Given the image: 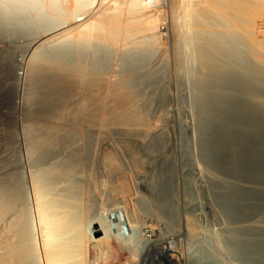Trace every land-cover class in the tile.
<instances>
[{
	"label": "bare ground",
	"instance_id": "6f19581e",
	"mask_svg": "<svg viewBox=\"0 0 264 264\" xmlns=\"http://www.w3.org/2000/svg\"><path fill=\"white\" fill-rule=\"evenodd\" d=\"M172 1L173 3L175 2L176 5H179V6L175 5L176 8L177 7L179 8H177V11H176L175 10L176 8L173 5V7L175 8L174 9L175 11L173 12V15L171 16L172 24H169V21H168L169 18L167 19L168 16H166V18L163 17L160 11L162 10L163 6H166L168 4V0H0V44H4V45L9 44L8 46L12 47L11 45L14 44L12 43V41L14 40V37L16 38L17 37L18 38L27 37V40L26 39L24 40L28 41V44L26 46L27 49L25 47L26 55H28L27 56L28 61L25 62V58L22 57L18 53V51L14 55L15 56V60H14L15 61V76L14 77L19 82L20 87L24 84L26 80V74H29L30 65H36L38 63H46L48 66V69L53 74H78V75L83 74L82 76H84V74H87L88 75L87 77L92 76V79H91L92 81L93 79H96L94 76L98 74L100 75L102 74L103 76L102 75L101 76L104 77L105 80H106V75L111 74L110 78H108L110 79V81L108 79L107 80L112 84V87H111V84L106 85L109 88L111 87L110 89H108V91L111 92L112 91L111 89H115V87H118L119 90L120 89H122V91L125 90L124 91L125 93L123 92L124 94H122L121 90L119 91L118 89H117L118 92H121V93L114 91L117 94H114V92L110 94L106 91L107 94L111 96L106 101L111 99L112 96H115V95L117 96L118 94L120 95L122 94L120 96L121 98H118L120 99L119 101H121V99L122 101L125 100L128 97V95L131 96L129 98H133L134 94L133 95L129 94V89L131 90V88L128 87L129 84L126 81L127 78L124 79L122 75L132 74L135 70L137 71L138 67H135V66L139 64L141 60L143 59H151L150 55L154 53L155 50H158L157 47L161 49L163 55L165 56L164 59L167 58L168 61L171 59V56H172V55L170 56V54H172L171 52H173V55L175 54L177 56V59H174L176 61L178 60L180 56H182L184 62L187 65V74L188 73L194 74V76L195 74H201V73L204 75L208 73L218 74L220 73L219 71H225L227 73L229 69L228 66L230 64L228 63L227 65H225V63H227L225 62V59H227L228 57L231 58L232 55L233 57L231 60H235L233 62L236 63L238 65L236 66L240 68L241 67L240 65H242L240 64V62L243 63V58L245 57V54L244 55H240V54H241V51L242 53H244L243 48L245 45L248 44V42H249V45H247L248 51L245 49L244 50L247 52H250L253 58V59L251 58V61L253 60L252 62H254V64L255 62L264 63V58H260L259 56V54H264V36H263L264 31H262L263 34L261 35L260 32H257L258 30L256 31L254 29L256 25L258 24V22L264 16V0H183L182 3H180L181 1L179 0H178L179 3L177 0H172ZM162 12L164 13L167 11H162ZM175 22L176 24H178L176 29H175V24H174ZM263 25L261 28H264ZM261 28L259 29L260 31L262 30ZM140 38L141 40H139ZM244 42H247V43H244ZM16 49L17 48H15V50ZM239 51H240V54L239 53L235 54V52H239ZM11 52H14V51H11ZM230 52L232 55L229 54ZM242 56L244 57L242 58ZM246 62L248 63L247 65L249 64L253 65V63H249L247 61V58H246ZM230 63L232 64V61ZM244 64H245V61H244ZM212 70L213 71L216 70L218 72L214 73ZM236 70H238V68ZM194 76H192V78H194ZM79 78H81V76ZM98 79L99 78H97V80ZM122 80L124 82H122ZM211 80L212 79L210 78V81ZM98 81H100V79ZM108 81H105L103 83L106 84V82L108 83ZM125 81L127 82L126 85H125ZM205 81L206 82L209 81V78L206 77ZM57 83H59L58 80H57ZM85 83L86 82H84V84ZM119 83L120 84L122 83V84L120 85ZM204 84L206 85V83ZM113 85L114 86L116 85V86L114 87ZM117 85H119L120 88ZM121 86L123 87L125 86V87L122 88ZM126 86L128 88L127 89L128 92L125 89ZM126 92L128 93V95L126 94ZM131 92L132 91H130V93ZM137 92L135 91V93ZM138 93L135 94V96L137 95L138 97ZM189 93H190V96H188V98L191 101V90L188 92V94ZM194 93H196L195 90H194ZM194 93H192V95ZM125 94L127 97L125 96ZM173 95L174 94L169 95L168 100L169 99L171 100ZM122 97H124L125 99ZM114 99L116 101L117 97H114ZM138 99L140 101V98ZM127 100L130 101V103H127L129 105L126 104L128 107H130L131 101L132 103L135 101V100L133 101L132 99L131 100L127 99ZM112 101L111 102L108 101V102H110V104L114 107V105L112 104L114 101L113 102ZM126 101L123 103H126ZM182 101L184 102L185 100H182ZM87 102L84 103L83 101L85 105ZM143 102L144 100L141 102L142 105H143ZM119 103L117 101L116 103L114 102V104H117V105ZM134 104L135 103H133L131 107L134 106ZM182 105L183 107L180 105L182 108H177L175 111L170 110L171 112H173V114L171 112L170 114L168 113V117L166 118L169 124L173 125L174 123H176L179 125V128L181 129V131L184 132L183 135L186 133L184 137L191 138V130H192V133H194V130H197V129L200 130V129L199 128L196 129L195 123L194 124L192 123L193 126H191V104L189 105V102H188V106H190L189 109L186 108L187 107L186 105L184 104ZM108 106L110 105H107V108ZM135 107H137V105L134 106V108ZM105 108L106 106L104 107V109ZM116 108H118V106H116ZM17 109L18 108L15 109L16 112H17ZM83 109L84 108H82V110ZM119 110L117 112H119ZM136 110H137L136 113H138V110L140 111V108ZM65 113L66 112H64V115ZM23 115H26V113H24ZM103 115H104V112H103ZM141 115H143V113ZM76 116L77 114L75 115V117ZM108 116L109 115H107L106 117ZM99 117L101 118V116ZM106 117L104 119L109 121L110 118L106 119ZM134 117H135V114H134ZM39 118L40 117L38 116L37 119ZM201 118L198 119L199 120L198 122H200ZM134 120H136V118ZM57 122H60V121H57ZM103 122L104 121H102V123ZM59 124H61V122ZM197 125H199V123ZM203 125L200 124V126L204 128ZM31 126H34V125H31ZM47 126L49 125L47 124ZM202 127H200L201 130H204V129L207 130L208 128L206 126L207 128L202 129ZM206 130L204 131L209 134L208 130L207 131ZM81 131L83 133V130ZM46 132H49V130H47ZM50 132H52V130ZM199 132H201L200 134H198L199 137H201L202 134L205 135L202 138L206 137V134H204L205 132L204 133H202V131H199ZM62 133L63 132H61V134ZM25 134H22L20 132L18 133V135H16V138H14L12 141H9L11 139H9L8 141L3 139V141L0 143V159L3 164V167L5 168L4 170H6L5 175L4 174L3 175L6 176L7 174L8 180L10 182L9 184L7 183L9 185V186L7 185L9 189L8 191H6V195L3 196L1 194L3 197L0 199V228H1L0 229V264H118L119 260L124 256L130 261L137 260L141 256L143 252V247H144V239L142 235L144 231L147 230L151 234H154V232L156 233V230H154L152 226H149L148 223L140 222L139 215L144 214L145 216L148 215L149 217H156L160 221H165L169 227L174 228L173 225H175V221L171 218L169 214L170 213L169 210L172 208V206H170L169 204L170 200L173 199L172 192L169 191L170 189L168 190L167 188L162 187L161 184H159V182L155 181L156 177L152 178V180L148 179L149 181L145 180L147 177L143 180L141 178L140 180L139 176H137L138 172H137V175L135 176L133 171L130 169L132 165L131 167L129 166L130 163L129 164L127 163L129 161L128 160L126 163L128 164L130 168L128 166L126 167L123 162L122 163L124 165L122 164L119 165L117 163L103 165L102 169H100V172L102 170V173L106 174L108 178L107 180L105 179L102 183L95 184L96 181H93V180L91 181L95 183H92V184L89 183L90 182L89 180H88L89 182H84L85 180L80 181V182H76L77 181L76 180L75 182H72L71 181L73 179V176H72L71 177L72 179L69 180V183L71 181V184L68 183L66 185L64 184L65 183L64 181L63 183H61L62 182L61 181L59 183L64 184V185L58 184L55 186L53 182L54 184L53 186L51 183L52 176L58 173L63 167H66L67 165L71 166V164H69L70 159H68V157L70 158L71 154H69L68 152H63V153L59 152L60 154L56 156L53 154V156H51L52 149L50 150L51 152H49L48 148H44L45 143L43 144L44 146L40 143L37 144V142L35 144L34 142L30 141L31 139L30 140L27 139V136ZM187 134L190 135V137ZM208 134L207 136H209ZM83 136H84V133H83ZM69 137H70V134H69ZM188 138H187V141H188ZM56 139H58L57 136H56ZM92 139L95 141L94 138ZM96 139H100V138L97 137ZM83 140L85 139L83 138L82 141ZM88 140H90V138ZM93 140L92 142L91 140L89 141L91 142L90 145L93 143ZM202 140L205 141L206 139H201V141ZM45 141L48 142L47 140ZM78 143H82V142H78ZM64 144L67 145L68 143H64ZM100 144L101 142H99V145ZM141 144L142 145L139 146V144L136 143V145L142 149L143 154L145 152V150L143 151V148L146 149L147 152H145V157L147 156V153H148V156H150L149 158H151L152 160H153V156L156 158L158 148L156 147L155 142L151 140L146 144H143V143ZM164 144L165 145L167 144V147L168 145L170 146L172 145L174 149L176 147L175 146L176 143L174 139H171L170 137L166 138V141H164ZM48 145H49V142H48ZM93 145L94 144L90 146L89 148L90 151L88 152V155H90ZM70 146L71 145H69V147ZM82 146L84 145L80 146L83 149ZM55 148L53 150H56ZM123 148H125V146ZM84 149L83 151L82 150L79 151L80 153L82 152L83 154L82 153L80 154L79 152L78 153L75 152V153L80 154V156L84 155ZM89 149H87V151ZM95 149H98V148L95 147ZM95 149L92 151L98 154V152L95 151ZM109 151H112V150H109ZM102 154L106 155L108 154V151L104 150ZM117 154L119 156L120 153L117 152ZM120 155L123 157L126 156L125 153L123 152H121ZM90 156L92 158V155ZM100 156L101 155H98V157ZM76 157H79V156L76 155ZM94 157H95V154L93 158ZM79 158L82 159V156ZM93 158H92V163L90 164L94 163L93 161H95L94 160L95 158L94 159ZM183 158H186V157H183ZM189 158H190V155H189ZM78 159H77V162H78ZM73 160H70V161L74 162ZM81 161H82V164L85 163L84 158ZM86 162L88 163L89 161H86ZM153 163L156 168H159V162L157 160H153ZM76 164L77 163H75V165ZM196 166H194L195 170L196 171L200 170V172L204 174V172L201 171L202 166L200 167V163L197 167ZM73 167H75L74 164H73ZM73 167L71 166V168ZM89 167L90 169L88 168L89 170L87 172L88 174L90 171L92 173V169H94L92 168V165H90ZM79 168H76L75 170L77 171V169ZM96 168L98 167L96 166ZM2 169L1 171H3ZM75 170L73 171L71 170V172H74ZM81 171L82 169L78 172L81 173ZM66 172L68 173L69 170ZM202 173L197 172L196 175L201 176ZM165 174L166 172L163 171L162 169L160 178L163 179ZM68 175L70 177L71 174L69 173L67 174V176ZM90 175H88V178L92 177ZM100 176L103 178V175H100ZM54 177H57V176H54ZM168 177H169V174H168ZM64 179H67V178H64ZM83 179H85V175ZM141 188L146 189L151 194L152 200L146 197L147 195L144 196L145 194L143 195L142 193L141 195L143 196H139L137 198V202H136L137 204H133L131 202L132 199H129L128 195L131 190L135 189L139 191V189ZM141 192L142 191L140 190L139 193ZM117 197H123L122 200L124 201V205L119 206L118 203H114L115 207L111 209H108V208L106 209L107 206L106 207L103 206V204L106 202H114L117 199ZM255 219L258 220V218H255ZM114 221H117V222L115 223ZM225 224L226 223L224 222V225ZM225 226L223 228H225L226 231H230V232L233 231L232 228L226 229ZM158 231H160L159 235L157 236L159 240L166 241L167 243L171 245L173 253L177 254L180 257L182 264H220L221 262L220 257H217L218 255H216V251L218 250L214 249L215 250L214 252L212 248L211 249L204 248L206 246L203 247V244H205L202 242L203 240L201 239L200 241L199 237H198L199 239L196 238L193 232L189 233L186 236L187 246L185 249H183L181 245L178 247V243L176 241L177 235L171 236L169 234L170 229H168L167 233H165V231L163 232L162 229L161 230L159 229ZM191 234L193 235V237ZM221 234L219 232L218 236H221ZM228 236L230 235L228 234ZM228 238L233 239V236L228 237ZM254 238L252 239L254 240ZM214 239L215 240L217 239L216 236ZM219 239L222 241L221 237L218 238L217 240L220 241ZM215 240L213 241L215 242ZM234 240H235V237H234ZM201 242L203 243L202 245H200ZM234 242L235 241H233V243ZM239 242H241V240ZM215 243H218V242H215ZM230 245H232V242ZM233 245L235 246V244ZM218 248H221V247H218ZM242 248H245V247H242ZM234 249L237 250L236 248ZM246 251H248L247 248H246ZM251 252L248 251V254ZM240 254H239V257L241 256ZM242 254L245 255L244 251ZM121 255L123 256L120 258ZM219 255H221V253ZM245 257H247V255ZM242 258L243 257H241V259ZM262 258H264V255ZM252 259L253 260L255 259V261H253ZM224 261H225V258H224ZM248 262H249L248 264H258V259L257 257L255 258L254 255H252L251 253V256H249ZM222 263L225 264V262H222Z\"/></svg>",
	"mask_w": 264,
	"mask_h": 264
},
{
	"label": "rangeland",
	"instance_id": "374dc122",
	"mask_svg": "<svg viewBox=\"0 0 264 264\" xmlns=\"http://www.w3.org/2000/svg\"><path fill=\"white\" fill-rule=\"evenodd\" d=\"M179 1H181L180 3H182L183 0H179ZM179 1H178V3H179ZM168 4L166 6H163L162 10H160V11H161L163 17L166 18V16H168L167 19L169 18V20H168L169 24H172V22H171L172 17L171 16L173 15V12L175 10L177 11V8H179V7L176 8V6H179V5H176L175 2L173 3L172 0H168ZM173 5L176 9L173 7ZM164 8H165V10H164ZM162 11H167V12L163 13ZM263 17L258 22V24H257L258 26L256 25V27L254 28L256 31L258 30L257 32H260L261 35L263 34L262 31H264V28H261L262 25L264 24V18ZM174 24H175V29H176L178 24H176V22ZM263 27H264V25H263ZM260 28L262 29L261 31L259 30ZM263 36H264V34H263ZM24 39L27 40V37H20V38L14 37V40L12 38V40H13L12 43H14V44L11 43L12 47H9L8 46L9 44H7V45L6 44L5 45L0 44L1 45L0 46V52H1V54H0V140L1 141H0V143L3 141V139L7 140V141L9 139H11L9 141H12L14 138H16V135H18V133L21 132L22 134L26 133L25 135L27 136V139H29V140L31 139L30 141L34 142L35 144H36V142H37V144L40 143L42 145L45 143L46 147L44 145L43 146H44V148H48L49 152L52 151L51 156H53V154L56 156V155L60 154L59 152H61V153L68 152L69 154H71L70 158L68 157V159H70V160L74 159L73 160L74 162L76 160L75 163H77V164L75 165L74 162L69 160V164H71L72 167L74 164V166H75V167H73L74 169L71 168L70 165H67L66 167H63L58 173H56L58 175L54 174L51 178V183L53 186H54V184H55V186L58 184H60V185L66 184L67 185L69 183V180L72 179L71 178L72 176H73V179L71 180L72 182H75L76 180H77L76 182H80V181L85 180L84 182L90 181L89 183L92 184V183H95V182L91 181V180H93V181H96L95 184L102 183L105 179L107 180V178H108L106 176V174L102 173V170L100 172V169H102L103 165H109L112 163H117L119 165L125 164V166L127 167L128 164L130 163L129 166L131 167V165H132L133 168L132 167L130 168L129 166L128 167L133 171L135 176L137 175V172H138L137 176H139L140 180H141V178L143 180L147 177L145 180L149 181V180H152V178L156 177L155 181L159 182V184H161L162 187L167 188L168 190L170 189L169 191L172 192L173 199H171L169 202V204H170V206H172V208L169 210V212H170L169 214H170L171 218L175 221V225H173L174 228L169 227L165 221H160L156 217H149L148 215L145 216L144 214L139 215L140 216L139 217L140 222H146V223H148L149 226H152V228L154 230H156L157 236L159 235V232H160V231H158L159 229L160 230L162 229V231L163 232L165 231V233H167L168 229H170L169 234L171 236L177 235L176 241L178 243V247L181 245L183 247V249H185L187 246L186 236L189 233L193 232V234H194V236H196V238L199 237L200 241H201V239L203 240L202 242L205 244H203L201 242L200 245L203 244V247L206 246L204 248H209V249L212 248L213 250L215 249V250L219 251V253H218V251H216V255H218L217 257H220V261H221L220 264H223L222 262H225V264H233V262H234V264L235 263H237V264H240V263L241 264H248L249 263L248 262L249 256H251V253H252V255H254L255 258L257 257L258 264H264V258H262L264 255V241H263L264 240V215H263L264 214V91H263L264 90V78H263L264 77V75H263L264 74V69H263L264 63L263 62H259V63L257 62L258 63L257 64L255 62V64H254V62H252L253 60L251 61L252 56H251L250 52H247L248 51L247 45H249V42L247 45H245L246 47L244 46V48H243L244 53H242L241 50H240L241 54H240V51L235 52V54L236 53H239L240 55L245 54V57L242 56V58L244 57L243 63H241L239 61L240 64H242V65H240L241 66L240 68L237 67L238 65L233 62L235 60H231L233 55L230 52L229 54L232 55L231 58L227 56L228 58L226 57L227 59H225V62H227V63H225V65H227L228 63L231 65V67H230V65L228 66L229 69H228L227 73L225 71H219L220 73L216 74L215 72H218V71H216V70L213 71L214 70L213 69L212 71L215 73V74L212 73L213 75L210 73L205 74V75L201 73V74H195V76H194V74H189V73L187 74V65L184 62L182 56H180L178 58V60L176 61L174 59H177V56L175 54L173 55V52H171L172 54H170V56L171 55L172 56H171V59L168 61L167 58L164 59L165 56L163 55L161 49L157 47L158 50H155L156 53L154 52L150 55L151 59H143V60H141V62L139 64H137L135 66V67H138L137 71L135 70L133 72V70H132V72H133L132 74H123V75L121 74L124 79L127 78L129 80L128 81L126 79V81L129 84V85L127 84L128 87L131 88V90L129 89V94L130 95L134 94V96H133V98H129L131 96L128 95V93H127L128 88L126 86L125 89L127 90L126 94L128 95V97L125 94V96L127 98L125 99L124 97H122L125 100L122 101V99H121V101H119L120 99H118V98H121L120 96L125 93L124 89H123L124 91H122V89H120L122 92L121 95L118 94L117 96L116 95L112 96L113 99L111 98L108 100L110 102L113 100L115 103H116V101L118 103L120 102L117 105V104H114V102L112 101L113 102L112 104L114 105V107H113L110 104V102L106 101L108 98L111 97V96H109V94H107V92L111 94L114 91L118 92L119 89H118V87H115L116 85L115 86L113 85L115 87V89H111L112 90L111 92L108 91V89H110L112 87V84L109 82L110 79H108V78H110L111 74H107V75L105 74L106 80L104 77H102L103 76L102 74H101L102 76L100 74H98L102 78H100L98 75H96V76H94L96 79H93V81H92L91 80L92 76L87 77L88 76L87 74H84V76L86 75L85 77L82 76L83 74H81V75L79 74L81 76V78H79L80 76L78 74H53L48 69V66L46 63H38L36 65H30L29 74H26V80H25L24 84L20 87L19 82L14 77L15 76V61H14L15 56L14 55L18 51V53L22 57L25 58V62L28 61V57H27L28 55H26V49H27L26 46L28 44V41H26ZM7 40H9V39H7ZM139 40H141V38ZM244 43H247V42H244ZM25 47H26V49H25ZM15 48H17V49L15 50ZM244 49L247 51H245ZM24 50H25V52H24ZM11 51H14V52H11ZM22 52H23V54H22ZM9 53H10V55H9ZM239 54H237V55H239ZM259 56H260V58H264V54H259ZM246 58H247V61L249 63H253V65L249 64L250 65V67H249V65H247L248 63L246 62ZM2 60H4V61H2ZM231 61H232V64L230 63ZM244 61H245L246 65L244 64ZM236 62H238V61H236ZM260 64L262 67L260 66ZM235 66H236V68H235ZM232 67L234 68V70ZM237 68H238V70H236ZM234 71H236V72H234ZM261 74H262V76H261ZM192 76H194V78H192ZM206 77L209 78V81H207V82L205 81ZM85 78L86 79L89 78V79L86 80ZM97 78H99L100 81H98L99 79L97 80ZM210 78L212 79L211 81H210ZM193 79L194 80L196 79L195 82ZM57 80L59 83H57ZM80 80H82V81H80ZM103 80L108 81V83L106 82V84H104L103 82H105V81H103ZM136 80H138V81H136ZM126 81H125V85L127 83ZM82 82H83V84H82ZM84 82H86V83L84 84ZM122 82H124V81L122 80ZM204 83H206V85ZM109 84H111L110 88L106 86ZM34 85H35V87H34ZM86 85H88V86H86ZM123 85H124V83H123ZM117 86H119V85H117ZM121 87L124 88L125 86L124 87L121 86ZM119 88H120V86H119ZM19 89H20V91H19ZM190 90H191V101L188 98V96H190V93L188 94V92ZM194 90L196 93H194ZM130 91H132V92L130 93ZM135 91L136 92L138 91L140 93L139 94L137 92L138 97H137V95L135 96V94H137V93H135ZM105 92H106V94H105ZM116 92H114V94H117ZM121 92H118V93H121ZM177 93H179V94H177ZM192 93H194V94L192 95ZM172 94H174L173 97L171 98V100L170 99L168 100V96L172 95ZM19 95H20V97H19ZM35 95H37V96H35ZM139 95H140V97H139ZM114 97H117L116 101H115L116 98L114 99ZM103 98H104V100H103ZM138 98H140V101ZM20 99H21V101H20ZM127 99H130V100L132 99L133 101L135 100L133 103H135L134 106L137 105V107L134 108V106H132L135 110L131 107V105H133L132 101H131V105H130V107L132 109L127 106V105H129L127 103H130V101ZM141 99L144 100L143 105L141 104V102L143 101ZM137 100L139 101V103L141 105L138 103ZM182 100H185L184 101L185 103ZM83 101H84V103L87 101L88 102L85 105L83 103ZM125 101H126V103H123ZM18 102H19V104H18ZM98 102L99 103L101 102V103L99 104ZM177 102H178V104H177ZM188 102H189V105L191 104V126H193V124L195 123L196 129L199 128L200 130H198V129L194 130V133H192V130H191V138L187 137L188 138V141H187V138L184 137V135H186V133L183 135L184 132L181 131L178 124L174 123L173 125H175V126L169 124L166 117H168V113L170 114L171 111H175L177 108H182L183 107L182 104L186 105L187 107L186 106H184V107L189 109L190 106H188ZM172 104H173V106H172ZM107 105H110L111 107L108 106V108H107ZM115 105L118 106V108L120 106V108H119L120 110L118 108H116ZM105 106H106V108L104 109ZM200 106H202V107H200ZM63 107H65V108H63ZM69 107H71V108H69ZM127 107L130 109H128ZM16 108H18L17 112L15 110ZM82 108H84V109L82 110ZM102 108H103V110H102ZM139 108H140V111H142V112H140L138 110V113H136V111H137L136 109H139ZM161 108L163 111L161 110ZM172 108H174V109H172ZM114 109H115V111H114ZM194 109H195V111H194ZM206 109H207V111H206ZM62 110L64 112H66L65 113L66 116L64 115V112ZM76 110H78V111H76ZM84 110H86V111H84ZM118 110H119V112H117ZM199 110L202 112H200ZM68 111L69 112L71 111V112L69 113ZM82 111H84V112H82ZM130 111H131V113H130ZM198 111H199V113H198ZM103 112H104V115H103ZM18 113H20V114H18ZM24 113H26V115H23ZM99 113H100V115H99ZM118 113L121 115H119ZM139 113H140V115H139ZM142 113H143V115H141ZM171 113L173 114V112H171ZM210 113H212V114H210ZM70 114H71V116H70ZM74 114L75 115L77 114V116L75 117ZM134 114H135V117H134ZM98 115L101 116V118ZM107 115H109V116L106 117ZM116 115L118 118L116 117ZM38 116L40 117L39 119H37ZM104 116L106 117V119L110 118V120L109 121L105 120ZM111 116L113 117V119ZM198 117H200L201 120H203L204 122L201 120H200V122H198L199 121L198 119H200ZM58 118H59V120H58ZM133 118L134 119L136 118V120H134ZM57 121H60L61 124H59L60 122H57ZM102 121H104V122L102 123ZM20 122H22V123H20ZM138 122H140V123H138ZM198 123H199V125H197ZM204 123H206V124H204ZM47 124L49 126H47ZM200 124L201 125L204 124L203 125L204 128L208 127L207 130H208L209 134L204 131L206 129H204L202 126H200ZM31 125H34V126H31ZM199 126L202 127V129H204V130H201V128ZM33 127H34V129H33ZM53 127H54V129H53ZM48 128H50L52 130V132H50L51 130ZM31 129H33V130H31ZM47 130H49V132H46ZM81 130H83L84 136H83V133ZM174 130H175V132H174ZM199 131H202V133L205 132L204 134H206L207 138L206 137L202 138L203 136H205L203 134L201 137H199L198 134L201 133ZM61 132H63V133L61 134ZM72 132H74V133H72ZM170 132H171V134H170ZM68 133L70 134V137H69ZM207 134L209 136H207ZM50 136H52V137H50ZM56 136L58 139H56ZM182 136H183V138H182ZM188 136L190 137V135H188ZM97 137L100 139H96ZM167 137L174 139V141L176 143L175 149L172 145L171 146L168 145V147H167V144L166 145L164 144V141H166ZM80 138H82V139L84 138L85 139V140H83L84 142ZM89 138H90L91 142L93 140L92 138L95 139V141L93 140V143H92V144H94L92 150H94L95 147L99 149V150L95 149V151H97L98 154L94 153V151H92V150L90 152V155H92V158L95 154V157H94L95 159L93 158L95 160V161H93L94 166H93V164H90V163H92V158L90 155H88V152L90 151L89 148H90V146H92V144L90 145V143H91V142H89L90 140H88ZM200 138L206 139V140L201 141ZM43 139H44V141H43ZM50 139L53 141H51ZM72 139H73V141H72ZM45 140H47L49 142V145H48V142H46ZM107 140H108V142H107ZM137 140L138 141L140 140L141 142L140 141L138 142ZM151 140L153 142H155V145L158 148L156 158L153 156V160H157L159 162V168L155 167L153 160L151 158H149L150 156H148V153H147V156L145 157V152H147L146 149L143 148V151L145 150V152L143 154L142 149L136 145V143H138L139 146H141L142 145L141 143L146 144ZM57 141H59V142H57ZM111 141L113 142L114 145L112 144ZM78 142H82V143H78ZM99 142H101L100 145H99ZM46 143H47V145H46ZM64 143H68L69 145H71L70 146L71 148L69 147L68 144L66 145ZM79 144L84 145V146H82L83 149L85 148L84 149V155H81V156H82V159L84 158V160H85L84 162L86 164L85 163L82 164V161H81L82 159L79 158V157H81L80 154L82 153V152L80 153L79 151H81V150L83 151V149L80 147L81 145H79ZM87 144H89L90 146ZM105 145H106V147H105ZM121 145L122 146L124 145L125 148H123L124 146L122 147ZM144 146H146V145H144ZM121 147H122V149H121ZM54 148L56 150H53ZM111 148H113V149H111ZM62 149H63V151H62ZM87 149H89V150L87 151ZM104 150L108 151V154L103 155L102 153L104 152ZM109 150H112V151H109ZM100 151H101V153H100ZM75 152L76 153L79 152L80 154H76ZM117 152L120 154H121V152L125 153L126 158L121 156L120 154L118 156ZM137 152L139 153V155ZM185 153L187 156L185 155ZM69 154H68V156H69ZM86 154L88 157L86 156ZM133 154H134V156H133ZM76 155H78L79 157H76ZM98 155H101V156L98 157ZM189 155H190V158H189ZM71 156L74 158H72ZM137 156H139V157H137ZM182 156L186 157V158H183ZM121 157L123 160L121 159ZM77 159H78V162H77ZM86 161H89V162L87 163ZM104 161L105 162L107 161L106 162L107 164ZM199 163H200V167L202 166L201 171H203L204 174L202 172H200V170L196 171L194 168V166H196L197 164L199 165ZM90 165H92V168H94V169L91 168L92 173L90 171L88 174L87 172L89 171L88 168L90 169V167H89ZM96 166L98 168H96ZM76 168H79V169H77V171H76L75 170ZM1 169L3 171H1ZM4 169L5 168L3 167V164H2L1 159H0V199L4 195H6V191H8V189H9V187H7V185L10 183L8 180L7 174H6V176H4L6 173V170H4ZM67 169L69 170L68 173L66 172V171H68ZM81 169H82L81 173L78 172ZM84 169H85V171H84ZM162 169H163V171L166 172L163 179L160 178L161 173H162ZM198 169H199V167H198ZM71 170L72 171L75 170V171L71 172ZM94 170H96V171H94ZM60 172L62 174L64 172L65 175L64 174L62 175ZM76 172H78V173H76ZM96 172L98 173V175ZM195 172L196 173L197 172L202 173V175L200 174L202 177L197 176ZM69 173L71 174L70 177H69V175L67 176V174H69ZM82 173L83 174L85 173L84 174L85 179H83L84 175ZM59 174H60V176H59ZM77 174H78V176H77ZM79 174L80 175L82 174L81 177ZM168 174H169V177H168ZM88 175L92 176L91 177L92 179L90 177L88 178ZM100 175H103V178ZM54 176H57V177H54ZM97 176H98V178H97ZM203 176L206 178H204ZM61 178H62V180H61ZM64 178H67V179H64ZM81 178H82V180H81ZM86 178H88V179H86ZM100 178H101V180H100ZM158 178H160V179H158ZM97 179H98V181H97ZM63 181L65 183L61 184V183H63ZM66 181H67V183H66ZM71 181L69 184H71ZM53 182H54V184H53ZM59 182H61V183H59ZM3 188H5V189H3ZM140 190L142 191L141 193H139ZM136 193L138 196L136 195ZM142 193H143V195L145 194L144 196L147 195L146 197H148L149 199L152 200L151 194L146 189H143V188L139 189V191L135 190V189L131 190L128 197H129V199H132L131 202L133 204H137L136 203L137 198L139 196H143V195H141ZM122 198L123 197H117V199L114 202H106V203H104L105 205L103 204V206H105V207L107 206L106 209L107 208L108 209L114 208L115 207L114 203H118L119 206H122V205H124V201L122 200ZM126 200H128V199H126ZM112 203H113V205H112ZM127 206H129V205H127ZM105 207H103V208H105ZM255 218H258V220ZM257 221L260 224H258ZM114 222L116 223L117 221H114ZM224 222L226 223L225 225H227L228 227L224 225ZM224 226L226 227V229L232 228L233 231H231V232L226 231L225 228H223ZM221 228H223V229H221ZM173 229H175V230H173ZM216 231H218V232H216ZM219 232H220V234L222 233L224 235L221 234V236H218ZM257 233L261 236H259ZM196 234H198V235H196ZM228 234L230 236H228ZM215 236L217 239L220 237L222 239L224 236L226 241L224 240V238L222 239V241L219 239L223 243V245H222V243L220 241H218L217 239H216L217 240L216 241L214 239ZM232 236H233V239L228 238V237H232ZM242 236H244V237H242ZM248 236H249V238H248ZM192 237H193V235H192ZM234 237H235V240H234ZM211 238H213V239H211ZM244 238H245V240H244ZM252 238H254V240ZM213 240H215V242H218V243H215ZM240 240H241V242H239ZM233 241H235V242L233 243ZM259 241H260V243H259ZM231 242H232V245L235 244V246L230 245ZM243 242H244V244H243ZM240 244H241V246H240ZM251 245H252V247H251ZM210 246H212V247H210ZM218 247H221V248H218ZM242 247H245V248H242ZM234 248H236L237 250H235ZM246 248L249 252H251V251L252 252L248 254V251H246ZM241 249H243V250H241ZM215 250H214V252H215ZM236 251L237 252L239 251L238 252L239 254L241 253L240 257ZM243 251H244L245 255L242 254ZM254 252H255V254H254ZM220 253H221V255H219ZM231 253H232V255H231ZM123 255H121L120 258ZM246 255L248 258L245 257ZM258 255H259V257H258ZM241 257H243V258L241 259ZM224 258H225V261H224ZM246 258H247V260H246ZM253 261H255V259ZM259 261H261V262H259Z\"/></svg>",
	"mask_w": 264,
	"mask_h": 264
},
{
	"label": "built area",
	"instance_id": "2783aa9c",
	"mask_svg": "<svg viewBox=\"0 0 264 264\" xmlns=\"http://www.w3.org/2000/svg\"><path fill=\"white\" fill-rule=\"evenodd\" d=\"M142 235L144 247L141 256L131 261L122 257L118 264H182L180 257L173 253L171 245L159 240L155 232L151 234L146 230Z\"/></svg>",
	"mask_w": 264,
	"mask_h": 264
}]
</instances>
